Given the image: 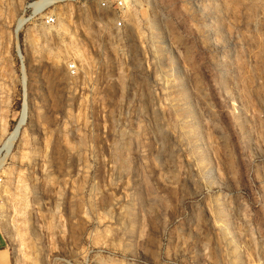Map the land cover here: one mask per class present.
<instances>
[{"label": "rangeland", "instance_id": "obj_1", "mask_svg": "<svg viewBox=\"0 0 264 264\" xmlns=\"http://www.w3.org/2000/svg\"><path fill=\"white\" fill-rule=\"evenodd\" d=\"M101 2L0 0V264H264V0Z\"/></svg>", "mask_w": 264, "mask_h": 264}, {"label": "built area", "instance_id": "obj_2", "mask_svg": "<svg viewBox=\"0 0 264 264\" xmlns=\"http://www.w3.org/2000/svg\"><path fill=\"white\" fill-rule=\"evenodd\" d=\"M132 0H109V2H101L102 7L106 8L108 7V3L113 4V7H115L117 10L123 9L129 2ZM119 26L122 25L121 22L118 23Z\"/></svg>", "mask_w": 264, "mask_h": 264}, {"label": "bare ground", "instance_id": "obj_3", "mask_svg": "<svg viewBox=\"0 0 264 264\" xmlns=\"http://www.w3.org/2000/svg\"><path fill=\"white\" fill-rule=\"evenodd\" d=\"M56 0H47V2H49V3H53V2H55ZM40 3H41V1H40ZM47 4V3H46ZM43 5H45V4H43ZM42 5V6H43ZM49 5V4H48ZM39 6H41V5H39ZM22 124V123H21Z\"/></svg>", "mask_w": 264, "mask_h": 264}, {"label": "water", "instance_id": "obj_4", "mask_svg": "<svg viewBox=\"0 0 264 264\" xmlns=\"http://www.w3.org/2000/svg\"><path fill=\"white\" fill-rule=\"evenodd\" d=\"M19 132H20V130L18 129L17 137H18V135H19Z\"/></svg>", "mask_w": 264, "mask_h": 264}]
</instances>
